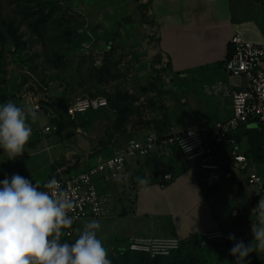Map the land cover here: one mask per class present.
Listing matches in <instances>:
<instances>
[{"label": "crops", "instance_id": "1", "mask_svg": "<svg viewBox=\"0 0 264 264\" xmlns=\"http://www.w3.org/2000/svg\"><path fill=\"white\" fill-rule=\"evenodd\" d=\"M145 12L155 26L153 54L160 63L153 65L151 77L137 75L135 112L127 105H110L80 113L71 122L59 123L58 131L54 126L52 132L44 133L51 118L59 120L47 105L54 101H49V92L43 104L47 111H40L47 120L32 126L25 152L8 160L0 149V181L18 173L33 184L39 181L42 187L53 177L73 174L105 160L130 140H142L149 133L167 136L201 129L230 116V93L245 88L247 79L224 70L229 40L239 34L253 43L264 41V0H150ZM212 85L219 87L214 93L209 88ZM55 95L65 105L63 96ZM9 100L23 107L31 103L2 91L0 105ZM247 130L242 128L232 136L251 155L247 159L249 169L257 173L255 168L264 161L253 159L254 143L251 145ZM202 139L219 167L218 183L200 182L206 173L195 170L180 153L163 154L158 149L149 157L128 160L119 179H95L98 192L109 195L114 217L131 214L128 227L115 230L113 247L118 244V232L127 230L135 234L124 235L123 243L129 237L152 235L174 237L187 244L155 264H235L229 250L236 241L228 236L234 234L246 245L252 242L251 223L256 222L252 209L260 196L247 184L248 170L231 164L226 143L205 134ZM166 174L172 178L162 188ZM137 177L147 178L148 184L139 185ZM121 209L125 211L118 214ZM211 231H219L221 238L204 240L202 234ZM257 255L261 257V251L250 253L244 264H257Z\"/></svg>", "mask_w": 264, "mask_h": 264}, {"label": "rangeland", "instance_id": "2", "mask_svg": "<svg viewBox=\"0 0 264 264\" xmlns=\"http://www.w3.org/2000/svg\"><path fill=\"white\" fill-rule=\"evenodd\" d=\"M136 6L133 0H0V94L28 99L26 110L38 106L37 121L29 119L31 127L47 120L42 112L47 111L43 104L49 92V101H54L47 105L59 123L73 121L66 106L78 97H103L108 106L127 105L134 111L136 77L153 75L155 43L147 16ZM55 93L63 96L65 105ZM253 159L264 161V147ZM255 169L264 180V165ZM113 215L111 211L107 217L73 221L61 241L74 243L84 223L95 219L101 224L98 238L111 244L105 247L112 264H150L143 255L121 251L123 236L135 234L120 232L131 221L130 212L125 218ZM117 229L118 244L113 247ZM257 256V264H262Z\"/></svg>", "mask_w": 264, "mask_h": 264}, {"label": "built area", "instance_id": "3", "mask_svg": "<svg viewBox=\"0 0 264 264\" xmlns=\"http://www.w3.org/2000/svg\"><path fill=\"white\" fill-rule=\"evenodd\" d=\"M229 49L230 52L223 63L224 70L231 76L247 79L245 88L230 93V116L201 129H186L179 134L158 136L149 133L142 140H130L119 146L110 157L82 171L55 177L59 189L66 192L76 203L75 209L69 213L73 221L89 217H107L111 212L110 197L98 192L95 179L99 176L119 179L128 160L149 157L156 149L163 154L176 149L186 161L192 162L195 170L206 173L200 182L218 183L221 179L219 167L205 148L202 134L211 136L218 143H226L231 164L239 170H248L247 184L256 188L259 200H264V181L249 169L241 145L232 136L242 128L253 127V131L263 133L261 144L264 146V41L253 43L235 34L229 40ZM209 88L214 93L219 87L212 85ZM106 107L107 101L103 97H78L66 108V112L70 120H74L80 113ZM33 109L37 110L38 106L34 105ZM52 120L54 119L51 118V122ZM53 130L54 125L50 123V126L44 128V133ZM171 178L170 174L164 175L160 187L163 188L165 182ZM41 190L47 189L42 186ZM66 234L69 236L71 233L68 231ZM221 236L219 231L202 234L206 241H215ZM121 248L131 253L144 254L150 259L166 258L180 250L181 241L174 237L135 236L126 239ZM261 260L264 264V251H261Z\"/></svg>", "mask_w": 264, "mask_h": 264}, {"label": "clouds", "instance_id": "4", "mask_svg": "<svg viewBox=\"0 0 264 264\" xmlns=\"http://www.w3.org/2000/svg\"><path fill=\"white\" fill-rule=\"evenodd\" d=\"M38 119L35 109H25L9 100L0 105V149L8 160L25 152L32 135L29 123ZM137 183L147 185V178L137 177ZM14 173L0 181V264H112L108 251L97 233L98 220L84 223L74 243L62 242L64 230L73 225L69 215L76 203L59 189L53 177L43 185ZM256 222L251 223L253 240L246 245L235 240L229 250L235 264H244L252 252L264 251V200L252 209Z\"/></svg>", "mask_w": 264, "mask_h": 264}, {"label": "trees", "instance_id": "5", "mask_svg": "<svg viewBox=\"0 0 264 264\" xmlns=\"http://www.w3.org/2000/svg\"><path fill=\"white\" fill-rule=\"evenodd\" d=\"M133 1H136V2H137L136 9L138 10V12H139L142 16L145 17V16H146V12H145V10H146V8H147V6H148L150 0H133ZM148 23H149V25H150L152 28L155 27V26H154V23L149 22V21H148ZM229 52H230V49H229ZM229 52H228V54H229ZM159 63H160V59H159L158 55H154V57H153V62H152V64H151V66H152V72H155V71H154V67H153V65H155V64H159ZM107 106H108V104H107ZM121 107H122V106H121ZM66 108H67V107H66ZM118 108H120V107H118ZM64 110H65V109H64ZM123 111H124V110H123ZM123 111H122V113H123ZM119 123H120V119L117 120V123H116V124H119ZM53 124H54L56 130L58 131V129H59V127H60V126H59V120H58V121L53 120ZM247 132H249L248 137H249V140H250V142H251V145L254 143V146H251V151H252L253 156L256 157V154L259 152V148H260V147H264V146L261 144V140H262L263 133H258V132L253 131V127L248 128ZM173 152H177L176 149H174ZM244 154H245L246 158L248 159L246 152H244ZM121 251H124L123 253L138 254V253H131V252L127 251V250H121ZM138 255H141V256L143 255V256L148 260V262H149L150 264H155L157 261L163 259V258L150 259V258H148V257H147L146 255H144V254H138Z\"/></svg>", "mask_w": 264, "mask_h": 264}]
</instances>
